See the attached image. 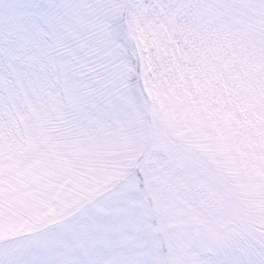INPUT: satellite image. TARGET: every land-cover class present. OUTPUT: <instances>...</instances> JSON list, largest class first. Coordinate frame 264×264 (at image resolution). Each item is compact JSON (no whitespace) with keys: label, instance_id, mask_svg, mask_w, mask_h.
Masks as SVG:
<instances>
[{"label":"snow or ice","instance_id":"obj_1","mask_svg":"<svg viewBox=\"0 0 264 264\" xmlns=\"http://www.w3.org/2000/svg\"><path fill=\"white\" fill-rule=\"evenodd\" d=\"M197 30L214 41L198 52L205 96L218 105L209 120L221 138L250 149L242 155L254 163L257 149L264 151V0H13L0 15V36L8 37L6 47L0 41V139L11 142L14 155H28L33 167L29 181L0 185V208L26 198L65 199L61 186L49 182L64 172L87 196L65 200L77 219L64 225L63 240L87 255L126 243L87 211L123 183L164 204L179 222L168 229L153 216L117 209L141 232L135 247L110 262L97 256L83 264H264V202L231 207L194 170L178 174L157 151L136 147L149 128L140 81L165 87L187 52L181 37ZM20 51L38 54L26 70L16 63ZM54 54L69 61L59 66L55 88L40 75L41 62ZM25 113L32 124L21 129ZM117 146L128 149L119 159ZM2 243L27 248L46 239L36 228L12 231ZM0 257L15 264L13 248L0 249Z\"/></svg>","mask_w":264,"mask_h":264},{"label":"clouds","instance_id":"obj_2","mask_svg":"<svg viewBox=\"0 0 264 264\" xmlns=\"http://www.w3.org/2000/svg\"><path fill=\"white\" fill-rule=\"evenodd\" d=\"M13 0H0V15L7 14ZM187 52L179 57V71L172 75L165 87L153 86L140 81L139 89L146 88L140 97L149 120V128L143 143L136 147L145 151H157L163 166L178 174L194 170L201 177L207 190L217 194L218 200L234 208H244L248 201L264 202V151L257 149L258 156L249 164L242 153L250 151L239 139L221 138L209 120V111L218 105L215 97L205 96V79L199 50L213 46L214 41L202 31H194L187 37H181ZM7 46L8 37L0 36ZM16 61L21 70L37 58L35 52H19ZM7 63V57H3ZM40 75L51 81L53 88L58 85L62 73L60 65H68L67 57L54 54L52 61H42ZM243 71V69H241ZM132 86L139 95L136 81ZM223 90L221 89V93ZM211 100V103L208 101ZM32 124L28 113L21 120V129ZM53 136L58 133L55 129ZM10 141L0 139V185L7 187L9 182L22 178L30 180L33 162L28 155L11 151ZM46 149L42 147L41 151ZM123 147L114 149L115 158H122ZM81 175H87L82 169ZM57 183L65 194V199L55 197H34L21 199L11 210L0 208V239H5L12 231L18 234L32 232L40 228L46 243L27 248L15 247L9 243L0 244V249L13 248L15 264H67L76 261L83 264L90 258L103 256L106 262L114 257L127 254L141 235V232L127 224V218L117 216V209H126L128 217L153 216V222L168 229H174L178 217L167 207L151 199L141 191H129L125 184L115 190L111 199L89 204L87 211L98 216L114 233L120 234L125 244L112 249L100 246L85 255L79 249H69L63 240L64 225L77 219L75 212L68 210L65 200H85L87 193L73 178L57 171L49 178ZM147 188V185L145 186ZM23 238V235H21ZM0 264H8L7 257H0Z\"/></svg>","mask_w":264,"mask_h":264}]
</instances>
